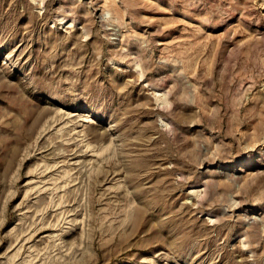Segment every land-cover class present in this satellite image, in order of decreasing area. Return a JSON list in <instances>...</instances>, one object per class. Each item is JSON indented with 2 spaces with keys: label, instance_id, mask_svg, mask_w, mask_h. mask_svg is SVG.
<instances>
[{
  "label": "rangeland",
  "instance_id": "1",
  "mask_svg": "<svg viewBox=\"0 0 264 264\" xmlns=\"http://www.w3.org/2000/svg\"><path fill=\"white\" fill-rule=\"evenodd\" d=\"M0 264H264V0H0Z\"/></svg>",
  "mask_w": 264,
  "mask_h": 264
},
{
  "label": "bare ground",
  "instance_id": "2",
  "mask_svg": "<svg viewBox=\"0 0 264 264\" xmlns=\"http://www.w3.org/2000/svg\"><path fill=\"white\" fill-rule=\"evenodd\" d=\"M194 191V190H193Z\"/></svg>",
  "mask_w": 264,
  "mask_h": 264
}]
</instances>
